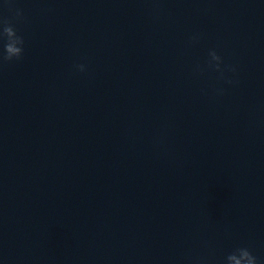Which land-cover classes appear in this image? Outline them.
<instances>
[{
	"label": "clouds",
	"instance_id": "clouds-1",
	"mask_svg": "<svg viewBox=\"0 0 264 264\" xmlns=\"http://www.w3.org/2000/svg\"><path fill=\"white\" fill-rule=\"evenodd\" d=\"M21 13L17 12V16ZM198 37L193 36L191 40L195 42ZM0 40H4L3 55H0V63H8L13 60H19L24 53V39L21 35L17 34L16 29L8 22H3L2 31H0ZM208 66L213 70L220 72L221 78H224V69H221L223 63L222 57L217 54L216 50L209 51ZM80 72H84L85 65L79 64L76 66ZM197 71H201L197 66ZM227 70L235 71L234 68L228 67ZM232 80H227V83L231 84ZM222 93V90H219ZM224 264H258V259L252 254L247 247H238L229 253L224 260Z\"/></svg>",
	"mask_w": 264,
	"mask_h": 264
}]
</instances>
